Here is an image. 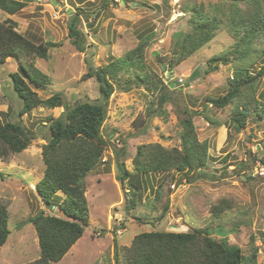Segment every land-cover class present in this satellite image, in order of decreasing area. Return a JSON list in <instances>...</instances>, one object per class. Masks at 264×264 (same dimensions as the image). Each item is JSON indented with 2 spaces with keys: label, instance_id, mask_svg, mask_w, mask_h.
Segmentation results:
<instances>
[{
  "label": "rangeland",
  "instance_id": "1",
  "mask_svg": "<svg viewBox=\"0 0 264 264\" xmlns=\"http://www.w3.org/2000/svg\"><path fill=\"white\" fill-rule=\"evenodd\" d=\"M21 1L28 5L15 15L0 8V24L13 21L18 33L37 46L49 47L47 59L34 55L30 59L50 79L44 89H35L41 100L60 93L70 106L98 102L101 95L96 78L82 79L90 65L106 66L142 44L146 47L141 63L144 72L170 86L179 84L175 105L165 104L164 115L151 117L148 110L152 105L154 109L158 107L157 92L133 83L137 71L142 70L131 67L129 73L119 74L115 82L117 91L110 99L108 119L102 128L107 151L99 167L85 180L89 226L65 257L51 264H116V244L129 247L135 236L152 228H166L173 233L208 228L220 240L221 235L215 232L220 227L229 232V243L241 248L245 256L250 257L255 247L256 263L264 264V176L261 175L264 120L252 114L246 127L236 131L230 126L232 107L217 109L210 105L204 110L210 104L209 98H219L228 92V80L234 73L233 63L224 65L214 60L219 56L231 59L235 47L236 40L226 17L229 13L226 1L108 0L107 4L106 0ZM194 8H203L204 13L218 17L223 24L211 42L189 59L175 64L177 42L181 34L190 31ZM75 23L82 33L78 41L84 52L70 37V27ZM256 66V71L264 66V59ZM16 72H19L16 59H8L0 67V117L4 122H22L34 140L20 154L0 157V204L7 206L10 230L6 244L0 249V264H35L40 258V246L30 220L42 211L62 217L59 209L46 207L36 189L45 174L42 151L49 137L48 127L42 125H46L48 117H60L64 108L40 106L20 117L24 105L11 78ZM191 75L193 80L189 79ZM129 86H132L129 92L119 90ZM257 96L264 102V85ZM175 107L189 109L198 139L209 145L206 176L196 179L199 173L196 168L175 172L164 190L157 189L164 175L144 176L143 199L128 214L126 192L131 188L125 183L123 189L116 179L114 150L125 146L129 154L126 166L133 172L132 158L142 144L158 143L180 149L181 118ZM3 148L0 143V150ZM64 197L58 192L56 203ZM225 199L231 201L232 208L215 218L212 208ZM167 201L168 216L157 225Z\"/></svg>",
  "mask_w": 264,
  "mask_h": 264
},
{
  "label": "trees",
  "instance_id": "2",
  "mask_svg": "<svg viewBox=\"0 0 264 264\" xmlns=\"http://www.w3.org/2000/svg\"><path fill=\"white\" fill-rule=\"evenodd\" d=\"M225 1L229 6V13L226 15L229 29L236 42L231 50V59L219 56L214 60L222 61L224 65L233 63L234 73L228 80V92L219 98H209L210 104L205 105L204 110L209 109L210 105L217 109L232 107L230 126L236 131H241L246 127L252 114L264 120V102L257 96L264 85V66L255 70L258 61L264 59V0ZM107 2L108 0L105 4ZM27 5L26 1L21 0H0V8L10 15H15ZM190 22L192 24L190 31L181 34L177 42L175 64L189 59L211 42L223 24L218 17L204 13L203 8H194ZM15 27L16 23L13 21H9V24H0V67L6 64L8 59H16L19 62V72L13 73L11 78L13 88L24 105L19 112L20 117L40 106L49 109L64 108L60 117H48L46 125H42L48 127L49 137L42 151L45 174L36 185L46 207L49 210L59 209L62 217L42 211L30 220L37 231L40 246V258L35 264L58 263L83 237L85 229L89 226L90 212L85 197V180L99 167L107 151L108 142L102 136V128L108 119L110 99L117 91L115 82L118 81L119 74L129 73L131 67L142 70L137 71L133 83L157 92L158 107L154 109L152 105L148 110L151 117L156 114L164 115L165 104L175 105L179 84L175 82L177 89H171L170 84H166L163 79L153 80L149 73L144 72L141 63L146 47L142 44L126 57L116 59L106 66L95 68L90 65L89 72L82 79L96 78L101 95L98 102H83L70 106L64 102L60 93L47 100H41L36 90L44 89L50 83V79L37 69L30 59L33 55L47 59L49 47L35 45L18 33ZM70 37L76 43V47L84 52L85 49L78 41L82 33L77 30L76 23L70 27ZM193 78L191 75L189 79ZM131 88L132 86H129L119 90L129 92ZM175 108L181 118L180 149L166 148L158 143L142 144L137 147L132 158L133 172L126 166L129 154L125 146L114 150V161L118 171L116 179L123 189L125 183L131 190L133 189L126 192L125 212L128 214L135 210L143 199L144 176L164 175L163 181L157 187L158 190H164V185L175 172L196 168L199 172L196 179L206 176L204 171L209 166V145L206 141L201 142L198 139L189 109ZM33 140L31 131L22 122L10 120L4 122L0 117V143L4 145L0 150V157L20 154ZM58 192L65 195L60 203L55 201ZM231 208V201L225 199L215 205L211 212L215 218H219ZM168 211L167 201L157 225L167 218ZM8 220L7 206L0 204V249L10 236ZM215 232L221 235L220 240H217L208 228L195 229L187 233L152 228L135 236L129 247H120L116 244L115 261L116 264H257L258 252L255 247L250 257H247L241 248L229 243L228 231L220 227Z\"/></svg>",
  "mask_w": 264,
  "mask_h": 264
},
{
  "label": "water",
  "instance_id": "3",
  "mask_svg": "<svg viewBox=\"0 0 264 264\" xmlns=\"http://www.w3.org/2000/svg\"><path fill=\"white\" fill-rule=\"evenodd\" d=\"M122 5H125V2H124V1L122 2ZM170 88H171V89H175V88H176V84L173 83V84L170 86Z\"/></svg>",
  "mask_w": 264,
  "mask_h": 264
},
{
  "label": "built area",
  "instance_id": "4",
  "mask_svg": "<svg viewBox=\"0 0 264 264\" xmlns=\"http://www.w3.org/2000/svg\"><path fill=\"white\" fill-rule=\"evenodd\" d=\"M182 81V80H181ZM261 175L264 176V171L261 172ZM185 187V186H184ZM172 188L175 189L176 188V185H172Z\"/></svg>",
  "mask_w": 264,
  "mask_h": 264
},
{
  "label": "bare ground",
  "instance_id": "5",
  "mask_svg": "<svg viewBox=\"0 0 264 264\" xmlns=\"http://www.w3.org/2000/svg\"><path fill=\"white\" fill-rule=\"evenodd\" d=\"M177 15V14H176Z\"/></svg>",
  "mask_w": 264,
  "mask_h": 264
}]
</instances>
